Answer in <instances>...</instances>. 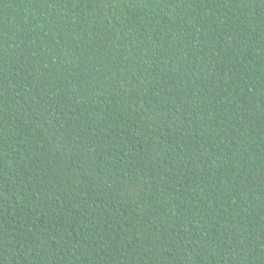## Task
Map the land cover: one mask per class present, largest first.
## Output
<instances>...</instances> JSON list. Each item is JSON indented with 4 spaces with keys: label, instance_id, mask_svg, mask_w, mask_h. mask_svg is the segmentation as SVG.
<instances>
[{
    "label": "trees",
    "instance_id": "obj_1",
    "mask_svg": "<svg viewBox=\"0 0 264 264\" xmlns=\"http://www.w3.org/2000/svg\"><path fill=\"white\" fill-rule=\"evenodd\" d=\"M0 264H264V0H0Z\"/></svg>",
    "mask_w": 264,
    "mask_h": 264
}]
</instances>
